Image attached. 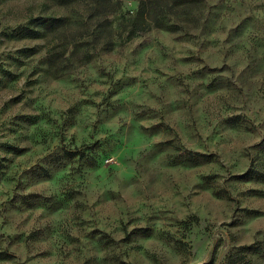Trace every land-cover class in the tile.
<instances>
[{
  "label": "rangeland",
  "instance_id": "1",
  "mask_svg": "<svg viewBox=\"0 0 264 264\" xmlns=\"http://www.w3.org/2000/svg\"><path fill=\"white\" fill-rule=\"evenodd\" d=\"M0 264H264V0H0Z\"/></svg>",
  "mask_w": 264,
  "mask_h": 264
},
{
  "label": "trees",
  "instance_id": "2",
  "mask_svg": "<svg viewBox=\"0 0 264 264\" xmlns=\"http://www.w3.org/2000/svg\"><path fill=\"white\" fill-rule=\"evenodd\" d=\"M198 155H201V156H206V155H204V154H198Z\"/></svg>",
  "mask_w": 264,
  "mask_h": 264
}]
</instances>
